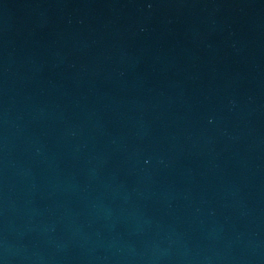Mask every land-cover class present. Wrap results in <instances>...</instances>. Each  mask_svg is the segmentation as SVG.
Instances as JSON below:
<instances>
[{
	"label": "water",
	"instance_id": "water-1",
	"mask_svg": "<svg viewBox=\"0 0 264 264\" xmlns=\"http://www.w3.org/2000/svg\"><path fill=\"white\" fill-rule=\"evenodd\" d=\"M22 0H0V47Z\"/></svg>",
	"mask_w": 264,
	"mask_h": 264
}]
</instances>
